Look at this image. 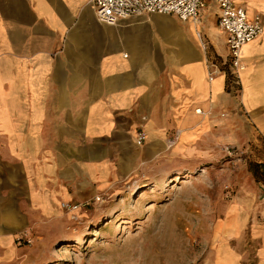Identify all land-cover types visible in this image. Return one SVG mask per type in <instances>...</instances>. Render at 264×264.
<instances>
[{
    "label": "crops",
    "instance_id": "crops-1",
    "mask_svg": "<svg viewBox=\"0 0 264 264\" xmlns=\"http://www.w3.org/2000/svg\"><path fill=\"white\" fill-rule=\"evenodd\" d=\"M234 1L264 21V0ZM226 55L213 0L199 21L152 14L118 25L100 22L90 0H0V264H19L16 235L50 228L62 202L88 201L188 152L264 142V33L241 49L237 99L223 71L208 78V58ZM247 226L260 242L253 264H264V221L241 218L224 234L236 241Z\"/></svg>",
    "mask_w": 264,
    "mask_h": 264
},
{
    "label": "rangeland",
    "instance_id": "rangeland-1",
    "mask_svg": "<svg viewBox=\"0 0 264 264\" xmlns=\"http://www.w3.org/2000/svg\"><path fill=\"white\" fill-rule=\"evenodd\" d=\"M150 24L165 25L161 20ZM254 162L264 163L262 141L248 150L231 144L203 148L160 172L120 182L81 202L75 212L59 205L50 228L16 235L15 244L24 249L17 262L226 264L222 256L234 254L243 257L241 264H253L260 242L250 237L249 226L236 241L224 227L243 218L262 228L264 168L257 180Z\"/></svg>",
    "mask_w": 264,
    "mask_h": 264
},
{
    "label": "built area",
    "instance_id": "built-area-1",
    "mask_svg": "<svg viewBox=\"0 0 264 264\" xmlns=\"http://www.w3.org/2000/svg\"><path fill=\"white\" fill-rule=\"evenodd\" d=\"M216 5L218 26L226 35L227 55L218 60L208 58V78L212 80L214 75L223 71L227 76V88L233 97L237 96L241 89V73L245 64L241 58V49L244 45L257 39L264 33V21L259 15L251 18L247 12L239 7L234 0H213ZM95 8L97 19L105 24L115 25L120 21L144 15H170L179 20L199 21L205 0H90ZM196 38L200 47L207 51V41L204 34L196 31ZM196 112H200L196 109ZM146 135L140 130L136 134V144L142 145ZM230 153L229 148H224ZM97 200L99 198H96ZM62 210L75 212L80 203L62 202ZM24 236H27L24 234ZM23 238H18V241ZM25 241L30 240L25 237Z\"/></svg>",
    "mask_w": 264,
    "mask_h": 264
},
{
    "label": "trees",
    "instance_id": "trees-1",
    "mask_svg": "<svg viewBox=\"0 0 264 264\" xmlns=\"http://www.w3.org/2000/svg\"><path fill=\"white\" fill-rule=\"evenodd\" d=\"M260 168H264V163H258V162L253 163V169H252L253 171L252 172L254 174V177H256L257 180L261 179L259 176V173H258Z\"/></svg>",
    "mask_w": 264,
    "mask_h": 264
},
{
    "label": "bare ground",
    "instance_id": "bare-ground-1",
    "mask_svg": "<svg viewBox=\"0 0 264 264\" xmlns=\"http://www.w3.org/2000/svg\"><path fill=\"white\" fill-rule=\"evenodd\" d=\"M146 17H147V16H146ZM244 70H245V68H244ZM244 70H243V71H244ZM243 71H242V72H243ZM177 178H178V177H176L175 180H176Z\"/></svg>",
    "mask_w": 264,
    "mask_h": 264
}]
</instances>
